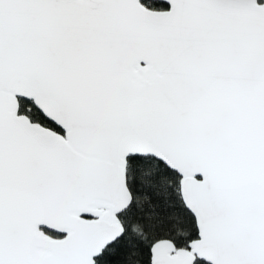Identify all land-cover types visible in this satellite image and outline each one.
I'll return each instance as SVG.
<instances>
[{
	"label": "snow or ice",
	"instance_id": "1",
	"mask_svg": "<svg viewBox=\"0 0 264 264\" xmlns=\"http://www.w3.org/2000/svg\"><path fill=\"white\" fill-rule=\"evenodd\" d=\"M0 264H264V0H0Z\"/></svg>",
	"mask_w": 264,
	"mask_h": 264
}]
</instances>
